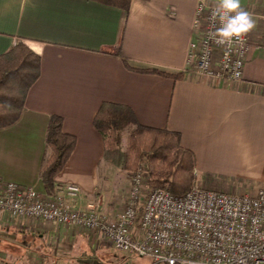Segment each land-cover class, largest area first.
<instances>
[{"label": "crops", "instance_id": "1", "mask_svg": "<svg viewBox=\"0 0 264 264\" xmlns=\"http://www.w3.org/2000/svg\"><path fill=\"white\" fill-rule=\"evenodd\" d=\"M199 1L216 2L131 0L125 15L85 0H0V55L20 40L41 59L21 118L0 130V179L46 195L39 179L46 126L59 116L63 132L77 143L55 178L57 193L77 186L83 206L109 176L100 174L105 154L93 118L102 102H111L130 108L142 126L177 133L181 147L193 153L197 187L225 193L229 179L247 180L254 191L264 187V0H241L257 27L247 35L250 49L238 82L192 79L185 72ZM123 60L184 78L138 75ZM60 228L0 213V248L18 234L31 237L32 250L40 249L36 240L48 241L52 251L77 242L79 235L57 236ZM10 258L28 263L0 252V264H11Z\"/></svg>", "mask_w": 264, "mask_h": 264}, {"label": "built area", "instance_id": "2", "mask_svg": "<svg viewBox=\"0 0 264 264\" xmlns=\"http://www.w3.org/2000/svg\"><path fill=\"white\" fill-rule=\"evenodd\" d=\"M214 6L196 5L185 72L192 79L238 82L248 37L231 48L215 44L209 38L219 27L210 18ZM144 182L139 169L124 210L111 217L94 202L79 206L77 186L66 185L49 197L0 179V213L100 236L116 251L151 264H264V187L242 195L196 187L175 197L165 190L146 192Z\"/></svg>", "mask_w": 264, "mask_h": 264}, {"label": "trees", "instance_id": "3", "mask_svg": "<svg viewBox=\"0 0 264 264\" xmlns=\"http://www.w3.org/2000/svg\"><path fill=\"white\" fill-rule=\"evenodd\" d=\"M85 1L120 10L125 15L131 5V0ZM123 64L127 71L138 75H153L173 82L184 78L182 72L132 67L126 60ZM40 74L41 59L25 42L17 40L6 53L0 55V130L19 121L27 94ZM93 126L102 138L105 158L119 150L125 142L123 169L133 177L144 168L147 189L165 190L175 197H182L197 187L193 153L181 147L177 133L142 126L130 108L111 102L100 104ZM76 143L74 136L63 132L61 117L48 118L45 135L47 154L39 173L40 184L47 196L57 194L55 178L65 167ZM43 241L36 240L33 244L41 247L45 244ZM123 263L127 262L119 264Z\"/></svg>", "mask_w": 264, "mask_h": 264}, {"label": "rangeland", "instance_id": "4", "mask_svg": "<svg viewBox=\"0 0 264 264\" xmlns=\"http://www.w3.org/2000/svg\"><path fill=\"white\" fill-rule=\"evenodd\" d=\"M124 153L125 142L122 143L119 150L104 159L101 164L100 174L104 176L108 174L109 176L101 177L100 175L101 178L96 195L94 198L89 199V201L97 205L100 212L105 216L114 217L124 210L126 206V196L130 189L132 175L123 169ZM223 182L225 183L224 192L231 195L250 194L255 189L253 183L247 180L229 179L223 180ZM144 185L146 187L145 182ZM145 190L146 192L154 191L147 189V187ZM34 226L36 225L34 224ZM38 228L36 227V230L42 232ZM83 233L73 229H57V236L59 237L65 236V234L68 236H79H77V242H71V246H63L53 251L48 241V243L42 244L39 250L29 249V245L33 246L31 237L28 234H18V238L12 239L13 241L11 240L10 243L5 242L0 248V252L12 254L14 258L22 257L21 259H25V262H28L27 264H119L122 262H127L128 264H149V261L145 258H140L136 255H125L116 251L100 236L86 235V233L83 235ZM9 261L13 264L12 261L14 259L10 258Z\"/></svg>", "mask_w": 264, "mask_h": 264}, {"label": "clouds", "instance_id": "5", "mask_svg": "<svg viewBox=\"0 0 264 264\" xmlns=\"http://www.w3.org/2000/svg\"><path fill=\"white\" fill-rule=\"evenodd\" d=\"M219 27L209 33V38L218 46L231 48L233 43H242L256 27L257 22L242 6L241 0H216L210 16Z\"/></svg>", "mask_w": 264, "mask_h": 264}]
</instances>
